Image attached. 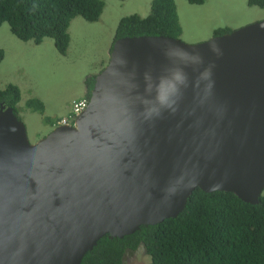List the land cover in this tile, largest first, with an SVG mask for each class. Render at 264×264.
<instances>
[{"label":"water","instance_id":"water-1","mask_svg":"<svg viewBox=\"0 0 264 264\" xmlns=\"http://www.w3.org/2000/svg\"><path fill=\"white\" fill-rule=\"evenodd\" d=\"M197 188L264 196V20L196 44L116 39L75 124L36 143L0 109V264H82L106 236L178 217Z\"/></svg>","mask_w":264,"mask_h":264},{"label":"trees","instance_id":"trees-1","mask_svg":"<svg viewBox=\"0 0 264 264\" xmlns=\"http://www.w3.org/2000/svg\"><path fill=\"white\" fill-rule=\"evenodd\" d=\"M248 3L264 7V0ZM104 8L105 0H0V27L7 22L11 32L24 42L40 44L45 38H52L58 52L65 54L72 20L82 17L97 22ZM230 31L218 29L216 35ZM182 32L177 0H153L146 17L133 14L119 21L114 41L126 36L179 38ZM4 58L5 50L0 48V63ZM95 77L86 80L88 98ZM20 93L16 84L0 89V109L11 106L19 115ZM27 105L42 110L33 98ZM142 247L151 264H264V196L255 205L231 192L207 193L197 188L178 217L144 226L124 238L106 236L84 257L82 264H125L127 255Z\"/></svg>","mask_w":264,"mask_h":264},{"label":"rangeland","instance_id":"rangeland-1","mask_svg":"<svg viewBox=\"0 0 264 264\" xmlns=\"http://www.w3.org/2000/svg\"><path fill=\"white\" fill-rule=\"evenodd\" d=\"M248 1L206 0L204 4H191L177 0L183 27L180 40L196 44L211 39L218 29L235 30L264 20V7L250 6ZM152 2L105 0L99 21L80 19L71 23L65 54L58 52L52 38H45L41 44L24 42L11 32L7 22L0 27V48H5L3 61L7 60L0 64V89H6L9 84L20 88L18 114L31 143L49 135L59 119L70 111L63 112L86 97V80L100 73L109 62V48L119 21L133 14L149 15ZM32 98L42 110L27 105ZM125 264H151V260L142 247L129 253Z\"/></svg>","mask_w":264,"mask_h":264},{"label":"built area","instance_id":"built-area-1","mask_svg":"<svg viewBox=\"0 0 264 264\" xmlns=\"http://www.w3.org/2000/svg\"><path fill=\"white\" fill-rule=\"evenodd\" d=\"M89 98L83 97L78 99L71 107V111L67 116L59 119L57 126L60 125H74L78 116L88 107Z\"/></svg>","mask_w":264,"mask_h":264},{"label":"clouds","instance_id":"clouds-1","mask_svg":"<svg viewBox=\"0 0 264 264\" xmlns=\"http://www.w3.org/2000/svg\"><path fill=\"white\" fill-rule=\"evenodd\" d=\"M175 86L166 82L162 81L157 86V96L156 101L161 106H167L169 104L171 94L174 92Z\"/></svg>","mask_w":264,"mask_h":264},{"label":"crops","instance_id":"crops-1","mask_svg":"<svg viewBox=\"0 0 264 264\" xmlns=\"http://www.w3.org/2000/svg\"><path fill=\"white\" fill-rule=\"evenodd\" d=\"M141 16V15H140ZM143 17V16H142ZM146 17V16H145ZM80 19H84V18H82V17H76V18H74L73 20H72V22L73 21H78V20H80ZM81 21V20H80ZM71 22V23H72ZM93 23V22H92ZM70 31H72V27H71V25H70V27H69V33H70ZM70 37H71V34H70ZM113 42H114V35H113V37H112V44L110 45V48H109V58H110V53H111V49H112V45H113ZM41 44V43H40ZM3 49L5 50V48L3 47ZM5 55H6V51H5ZM7 60H5V61H3V62H1L0 64H4L5 62H6ZM83 97V96H82ZM69 111H71V107H69L67 110H65L63 113L64 114H67Z\"/></svg>","mask_w":264,"mask_h":264},{"label":"bare ground","instance_id":"bare-ground-1","mask_svg":"<svg viewBox=\"0 0 264 264\" xmlns=\"http://www.w3.org/2000/svg\"><path fill=\"white\" fill-rule=\"evenodd\" d=\"M237 196V195H236Z\"/></svg>","mask_w":264,"mask_h":264},{"label":"flooded vegetation","instance_id":"flooded-vegetation-1","mask_svg":"<svg viewBox=\"0 0 264 264\" xmlns=\"http://www.w3.org/2000/svg\"><path fill=\"white\" fill-rule=\"evenodd\" d=\"M72 107V106H71Z\"/></svg>","mask_w":264,"mask_h":264}]
</instances>
